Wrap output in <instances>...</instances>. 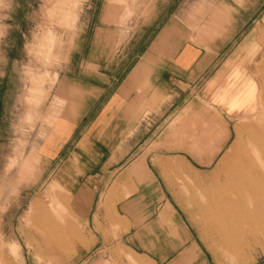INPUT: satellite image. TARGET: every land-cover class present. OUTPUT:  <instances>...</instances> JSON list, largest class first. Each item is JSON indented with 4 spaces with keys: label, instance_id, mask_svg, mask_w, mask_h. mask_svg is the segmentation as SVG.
Masks as SVG:
<instances>
[{
    "label": "crops",
    "instance_id": "crops-1",
    "mask_svg": "<svg viewBox=\"0 0 264 264\" xmlns=\"http://www.w3.org/2000/svg\"><path fill=\"white\" fill-rule=\"evenodd\" d=\"M171 1L149 0L134 23L111 10L81 24L51 88L37 154L86 241L77 264H191L198 247L170 194L177 114L199 97L230 115L261 111L264 0ZM3 60L0 123L15 87Z\"/></svg>",
    "mask_w": 264,
    "mask_h": 264
},
{
    "label": "rangeland",
    "instance_id": "rangeland-1",
    "mask_svg": "<svg viewBox=\"0 0 264 264\" xmlns=\"http://www.w3.org/2000/svg\"><path fill=\"white\" fill-rule=\"evenodd\" d=\"M116 1L112 8L111 0H0V57L15 84L0 123V264H77L86 241L69 197L49 183L37 146L79 26L111 10L119 23H134L149 2ZM230 114L203 97L177 114V190L170 194L198 247L191 264H264V97L261 111Z\"/></svg>",
    "mask_w": 264,
    "mask_h": 264
},
{
    "label": "bare ground",
    "instance_id": "bare-ground-1",
    "mask_svg": "<svg viewBox=\"0 0 264 264\" xmlns=\"http://www.w3.org/2000/svg\"><path fill=\"white\" fill-rule=\"evenodd\" d=\"M240 167V166H239ZM232 172V171H231ZM14 248H16V247H14ZM14 251H16V249H14Z\"/></svg>",
    "mask_w": 264,
    "mask_h": 264
}]
</instances>
